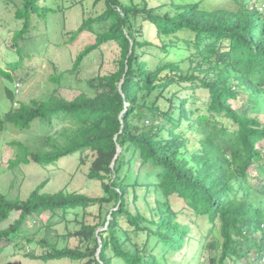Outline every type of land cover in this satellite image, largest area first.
I'll list each match as a JSON object with an SVG mask.
<instances>
[{"label": "trees", "instance_id": "1", "mask_svg": "<svg viewBox=\"0 0 264 264\" xmlns=\"http://www.w3.org/2000/svg\"><path fill=\"white\" fill-rule=\"evenodd\" d=\"M101 2L103 12L85 19L80 33L94 23L105 31L77 57L74 70L96 49L115 43V71L88 81L95 96L82 93L69 101L51 95L26 104L6 96V88L16 91V76L23 79L20 41L60 11L53 0H21L15 17L22 24L12 37L21 59L10 64L12 71L0 66L7 81L0 94V138L10 127L27 132L37 124L44 130L40 145L13 142L19 151L11 168L32 162L49 168L94 152L88 176L102 182L105 196L43 193L46 183L27 199L0 195V224L18 215L0 230V241L34 242L37 232L53 230L71 212L100 205L99 221L82 222L74 233L80 241L94 240V248L52 245L31 257L183 264V249L192 246L194 227L201 225L178 220L189 209L206 218L208 228H199V248L188 264H264V0H96ZM187 90L192 93L180 96ZM198 90L208 93L205 108L198 105ZM149 169L158 171L153 182ZM173 198L186 209L178 210ZM6 248L0 244V251Z\"/></svg>", "mask_w": 264, "mask_h": 264}, {"label": "rangeland", "instance_id": "2", "mask_svg": "<svg viewBox=\"0 0 264 264\" xmlns=\"http://www.w3.org/2000/svg\"><path fill=\"white\" fill-rule=\"evenodd\" d=\"M177 1L186 3L199 0ZM53 3V7L60 12L51 14L47 22L41 21L35 24V29L28 35V38L20 41V47L24 48L26 54L23 60L24 71L20 72L23 79L20 80L18 76L15 78L16 99L18 98L20 103L31 104L33 101H45L51 95H59L69 101L74 100L82 93L95 96L97 92L91 88L88 81L100 76H107L114 72L117 67L120 50L115 43H111L104 44L100 49L93 51L84 59L81 67L76 71L74 70L77 57L93 46L98 34L105 31L99 24L94 23L91 30L80 33V28L85 19L97 17L103 12L104 2L97 4L96 0H53ZM20 6L21 0H0V66L8 71H12L9 67L10 64L21 59V56L13 48L12 41L14 31L20 28L22 24L15 17L16 10ZM261 8L264 9L263 5ZM149 35H151V31ZM61 73L64 74L62 81H55L53 77ZM6 83L7 81L0 77L1 95L6 88ZM100 91L102 92V90ZM189 93L192 92L187 90L182 92L180 96L186 97ZM195 96L199 100L198 105L205 108L204 103L209 99L208 93L198 90ZM243 102L252 106L250 101L243 99L241 103ZM7 104L9 105L8 102ZM233 105L235 108H239V105L235 103ZM17 106L19 107V105ZM2 110L0 104V111L2 112ZM240 112L244 113L243 110ZM227 126L236 128V125L231 122ZM56 130L59 128L57 127ZM43 134V128L40 126L38 128L36 124L33 130L27 132L10 127L2 135L0 138V195H6L10 200H15L17 197L27 199L35 188L46 183L42 189L43 193H56L60 190H66L94 198L104 197L105 191L102 182L90 179L88 176L95 159V153L92 151L63 158L56 166L49 168L41 167L35 162L28 165L21 164L16 168L10 167V160L15 159L19 151L18 146L13 142L30 140L31 144L35 142L36 145H40L44 138ZM260 146L264 150V142ZM255 168L252 167L250 171H254ZM157 172L152 169L147 170V174L153 176V178L148 179L149 182L155 180ZM252 184H257L256 187L258 188L262 185L255 179ZM173 202L178 210L186 209L182 200L173 198ZM184 212L188 215H180L178 220L189 222L192 218L201 224L200 229L208 228L206 218L194 217L189 209ZM100 214V205L85 210L80 208L67 215L66 221L57 223L53 230L41 229L34 236V242L30 243L27 239L18 238L14 244L7 245L6 242L0 241L1 246H7L5 250L0 251V264H93L89 263V259L82 261L54 260L46 263L40 259L32 258L31 255L34 254L39 257L48 251L52 245L59 249L65 247H79L82 250L94 248L96 245L94 240L80 241L74 233L79 230L82 222L97 223ZM17 218L18 215L15 214L8 222L0 224V230L7 228ZM32 225L35 226L34 223L29 226ZM199 228L194 227L195 235L192 246L186 245L183 249L182 255L185 256L182 260L183 264H188L189 258L199 248L197 242L199 240ZM35 231V228L31 230V232ZM175 262L179 263V259Z\"/></svg>", "mask_w": 264, "mask_h": 264}, {"label": "water", "instance_id": "3", "mask_svg": "<svg viewBox=\"0 0 264 264\" xmlns=\"http://www.w3.org/2000/svg\"><path fill=\"white\" fill-rule=\"evenodd\" d=\"M6 96L10 100L11 103H15V100H16V93H15V91L11 90L10 88H6ZM120 152H121V148L119 147V153ZM100 251H101V247H100V249L98 251V256H99Z\"/></svg>", "mask_w": 264, "mask_h": 264}]
</instances>
